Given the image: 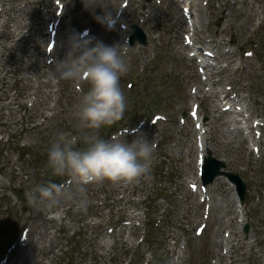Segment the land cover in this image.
Here are the masks:
<instances>
[{
  "label": "rangeland",
  "instance_id": "1",
  "mask_svg": "<svg viewBox=\"0 0 264 264\" xmlns=\"http://www.w3.org/2000/svg\"><path fill=\"white\" fill-rule=\"evenodd\" d=\"M60 1L70 8L66 19L61 20L53 34L48 28L34 38L54 39V43L60 41V46L69 40L66 50L59 48L48 54L47 44L44 46L41 42L19 50L0 47V264H150V251L167 264H220L214 258L218 251L224 255V264H233L234 258H238L237 264H264V118L260 115V110L264 111V0H192L193 12L189 19L185 17L186 1ZM124 1L128 3L121 9ZM223 2L226 3L224 11H218ZM41 4L36 3L33 11L27 8L32 12L28 16L34 21L40 19L34 18V13L39 15L37 10ZM60 11L61 6L57 15ZM10 14L6 12L5 18ZM224 16L233 27L230 34L221 32ZM106 18L116 22L110 27L111 20ZM184 18L189 26L193 24L194 32L196 28L201 32L204 40L194 43L200 49L206 48L216 36L221 37V51H230L216 53L217 61L209 58V62L221 66V73L213 72L215 82L236 77L263 103L259 111L257 104L253 105V122L257 127L245 144L237 146L223 139L226 128L217 124L228 118L226 114L215 122L213 136L214 142L217 139L222 142L226 152L201 150V157L212 150L210 155L223 160L225 171L242 178L246 192L244 202L239 204L225 178L218 177L209 184V187L214 184L210 188L212 211L199 236L195 228L200 224L197 222L201 214L205 216L204 207L199 204L200 196L190 193V184L193 177L192 183L197 180L196 161L200 152L195 120H209L205 113L209 102L199 99L195 104L189 99V95L198 91L192 87L195 83L191 74H197L198 58L190 61L188 58L196 49L197 53L201 50L196 46L184 49L190 41L185 38L189 31L180 30L178 34L180 21L185 24ZM131 24L139 25L144 31L146 45H128L126 34ZM83 25L95 26L96 30L89 27L82 34ZM108 36L107 46L127 48L125 59L129 71L122 77L121 86L128 108L124 119L110 128H102L100 136L119 142L145 136L155 145L152 179L128 186H114L106 180L84 185V195L90 201L87 213L73 211V203L63 200L51 208L44 204L34 206L27 197L53 177L47 165V148L58 133L75 134L77 120L73 114L88 90L86 83L60 78L55 69L60 63L71 62L86 48L103 43L101 38ZM180 53L188 58L181 57ZM224 55L233 59L232 69L225 67ZM196 77L201 81L198 74ZM207 83L203 81L204 89H208ZM232 86L230 81H225L222 86L215 84L214 88L222 91ZM153 100L157 107L148 110L154 105ZM224 104L225 100L220 106ZM197 109L199 113L194 115ZM156 113L159 115L153 116ZM231 118L229 128L249 124L239 114V121L235 122L238 119L234 116ZM245 132L248 136L249 132ZM53 182L65 185L80 198L81 193L71 177H59ZM219 183L223 187L217 189ZM232 216L236 217L233 223L229 219ZM148 221L152 222L148 224ZM246 224L247 232L243 229ZM22 230L25 235L19 240ZM145 233L146 239H142ZM234 233L239 235V240L254 244V254L248 252L246 257H239ZM214 240L224 244L218 251L213 247ZM10 243L14 246L8 249Z\"/></svg>",
  "mask_w": 264,
  "mask_h": 264
},
{
  "label": "clouds",
  "instance_id": "2",
  "mask_svg": "<svg viewBox=\"0 0 264 264\" xmlns=\"http://www.w3.org/2000/svg\"><path fill=\"white\" fill-rule=\"evenodd\" d=\"M127 48L98 43L86 48L71 62L56 68L60 78L88 85L74 117L75 134L60 132L47 148V165L55 177H71L81 193L76 198L63 184L38 185L27 197L32 205L51 208L61 201L73 203V211L87 213L90 201L84 185L108 181L114 186L151 181L155 145L145 136L131 142L101 138L100 130L124 119L128 100L121 79L129 71ZM79 145V146H78Z\"/></svg>",
  "mask_w": 264,
  "mask_h": 264
},
{
  "label": "bare ground",
  "instance_id": "3",
  "mask_svg": "<svg viewBox=\"0 0 264 264\" xmlns=\"http://www.w3.org/2000/svg\"><path fill=\"white\" fill-rule=\"evenodd\" d=\"M44 1L45 0H8L7 2H5L4 0H0V47L2 46L3 50H4V48H6V49L9 48L11 50L16 48V49L19 50V48L26 47V46L27 47L28 46L35 47L37 45V43H40V42L43 43V45L45 46L47 44V42H49V38H45V39L41 40L40 38H34V36L37 35L38 33L42 34L44 31L46 32L50 25H51L50 28L52 29L51 32H53L54 30H57L58 27L60 26L61 20H65L66 19L67 15H68L67 12L69 11L70 8L69 9L66 8L67 7L66 3H64V2H62L60 0L58 2H54L53 0H46V2H44ZM177 1H184V0H177ZM38 2H40L42 4L40 5L39 10H37V13L39 15L34 13V18L36 16H39L40 19H39V21L38 20L34 21L32 16H28L29 14L32 15V12H28L27 8L29 7L33 11L34 10V6H36V3H38ZM195 3H194L195 6H199V4L197 2H195ZM57 4H59L61 6V11H60V13L58 15H57V12H56ZM59 5H58V7H59ZM255 5H253V7ZM225 6H226V3L223 2V3L220 4V6H219V8L217 10L223 12L224 9H225ZM150 7H151V5H149V8ZM63 9H65V10H63ZM8 11L11 12V14H10V16L8 18H5L4 15ZM72 12H75V11H72ZM113 12H114V10H113ZM191 14H192V12H191ZM54 18H58V19L55 20ZM224 18H225L224 23H223L224 26L221 28V32L224 33V34H230V32L233 31V30H231L232 25L228 22L227 16H224ZM73 19H74V15H73L71 20H73ZM65 27H67L66 24H65ZM89 27L92 28L91 29L92 31L96 30L95 26L83 25L82 27H80L81 33L84 34L85 31L89 30L88 29ZM179 27H180V29L178 30V34H179L180 30H181V32L184 31V30L185 31L186 30L187 31L190 30V28L186 25V23L185 24L183 23V20H182V22L180 21V26ZM199 28H200V26H199ZM197 30H198V28H196V31H195L196 33L194 32L193 28H192V30H190L191 31L190 32V38L192 40V43H193L192 45L194 47L196 46L197 43H201V41L204 40L202 35H200L201 32L197 31ZM234 32H235V30H234ZM67 33H69L68 35L73 33V28L71 30V33H70V31H67ZM90 33L91 32H89V34ZM120 34L122 36L123 33L121 32ZM31 37H33L34 39L31 38ZM63 38H64V41L67 40L66 39L67 38L66 35L62 36V39ZM220 38H217L216 36L213 37V40L211 41L210 44H208V46L206 48H204V49L201 48L202 49L201 53H202V51H209V52H214V55H215L216 53L222 52L221 51L222 47H221ZM234 38H232V39H234ZM101 40H103V44L104 45H107L106 43L109 40V36L101 38ZM68 42H69V40L67 42H63L64 46H60V41L54 43L53 44V50L56 51L59 48H63L64 50H66L67 47H68ZM194 43H196V44H194ZM209 45H210V47H209ZM189 47L190 46H188V45H184V49H187ZM55 51H54V54H55V56H57ZM222 53L223 54H229L230 51H228L226 53H224V52H222ZM180 55H181V57L186 58L185 55H183L181 53H180ZM239 55H240V53H239ZM224 56H225L224 58L226 59L225 67L229 68V69H232V67L234 65V62H232L233 59L230 60L229 57H228L229 55L228 56L224 55ZM218 58H220V57H218ZM206 59L209 60V58H206ZM235 62H237V61H235ZM199 65L201 66L200 69H203L202 74H204V79H202V80H206V83L209 82V83H207L208 84V89H204L202 87V86H204L203 82L198 80V78L196 77L197 76L196 74L191 73L192 76L194 77V80H193L194 83H195L194 86L196 87V89H198V91H197V93L193 92L194 94L189 95V99H191L192 101H195V102L197 100H199V99H202V100H205V101L207 100V102H209V105H208L207 109L205 110L206 115L209 116V120H207V121L203 120V121L199 122L200 125H201V127L199 129V133L201 134V138L204 141V144H203L204 148L205 149L206 148L207 149L211 148L213 151L218 150L220 152H226L223 149V146L221 144L222 142L219 143V141H220L219 139H217L216 142H214V140H213L214 139L213 136H215L214 127H217V125H219V126L224 125L225 126L226 130H225V132H223L222 136H224L223 139H227V143H229V144H233L234 143V144H237V146H241V145L245 144L247 142V137L245 136L244 131H243L244 129H246L245 127L241 128L240 126H238L235 129H233V128L231 129V128H229V125L232 124V121L231 122L229 121L230 123L227 124V121L218 122V120L222 117V115L224 113H226L225 110H228L229 107H226V104H229L231 102L230 105L233 106L235 110H237L239 115L243 116V118L245 120H247V122L249 123L247 128L249 129V132L252 133L253 129L256 127V125H254V123H251V118L253 119V115H255L254 106L253 105L257 104V110H258L259 106L262 105L263 103L257 98L255 93L250 92L249 91L250 89L248 90V87L246 85H244L243 83L237 81L236 77H227L226 76L227 78L220 79L217 82H215V80L213 79V77H214L213 69L215 68V66L209 65L208 63L199 64ZM219 68H221V67H219ZM246 68H248V67H246ZM219 73H221L220 70H219ZM225 81H230L233 84L231 89H228V90L223 89L222 91H218V90H216L214 88L215 84H218V85L222 86ZM245 93H247V94H245ZM223 99H225L227 101V102H225V104L223 106L221 105L223 108L225 107V109L221 108V106H220V103H221V101H223ZM221 109H223L224 112L221 111ZM257 110L255 112L259 111V110L258 111ZM249 112H251V113H249ZM260 115H262V117L264 118V111L263 110H260ZM216 121L218 122L217 125H215ZM253 121L254 120H252V122ZM263 121H264V119H263ZM250 133L248 135V138L251 135ZM251 137H253V136H251ZM246 152H247V156L249 157V151H248L247 148H246ZM225 154L230 157L228 152L225 153ZM206 156H208V155L203 154L202 158L204 159ZM228 161H231V158H229ZM200 165H201V159L198 161L197 180H196V183H195V184H198V185H200V182H199L200 179H199V176H198V169H199ZM222 187L223 186L220 183H219V185L216 186L217 189H220ZM231 205H232V202L230 201L229 207H231ZM234 211L235 210H233V215L235 214ZM235 219H236V217L232 216V218H230V221L233 223V222H235ZM219 230H220V226L218 227L217 231H219ZM233 235H234V239L233 240L237 241V244H238L236 247H239V249H240L239 254H238L239 257H242V258L246 257L248 252H251V253L254 254V252H253L254 244L253 243L251 244L249 242H245L243 240H239V235L236 234V233H234ZM215 236H217V235L215 234ZM221 246H224L222 241H220V242H218L217 240L213 241V247L217 251H218V249H220ZM233 246L234 245L232 244V248H234ZM232 248H231L230 254L232 253ZM231 255H230V257H231ZM224 259L225 258H224V255L222 254V252L218 251L217 254L215 253V263L224 264ZM236 259H238V258H234L233 264H237L236 263L237 262Z\"/></svg>",
  "mask_w": 264,
  "mask_h": 264
},
{
  "label": "water",
  "instance_id": "4",
  "mask_svg": "<svg viewBox=\"0 0 264 264\" xmlns=\"http://www.w3.org/2000/svg\"><path fill=\"white\" fill-rule=\"evenodd\" d=\"M134 41H138L139 43H142V44H145L146 43V38L143 34V32L138 28V27H134V33L133 35L131 36V44L134 43ZM212 160L211 159H207L206 160V164H205V168H204V177L207 181H211L213 176L215 174H217L219 172V168L220 167H223V164L221 162H216L215 165H214V168L212 169L213 172H211L209 170V162H211ZM210 174V175H209ZM228 177L234 181L235 183H237V190L239 192V196L241 197V199L243 198V194H244V190H245V187H244V184L242 183V181L240 180V178L237 176V175H234V174H227Z\"/></svg>",
  "mask_w": 264,
  "mask_h": 264
},
{
  "label": "trees",
  "instance_id": "5",
  "mask_svg": "<svg viewBox=\"0 0 264 264\" xmlns=\"http://www.w3.org/2000/svg\"><path fill=\"white\" fill-rule=\"evenodd\" d=\"M50 178V177H49Z\"/></svg>",
  "mask_w": 264,
  "mask_h": 264
}]
</instances>
